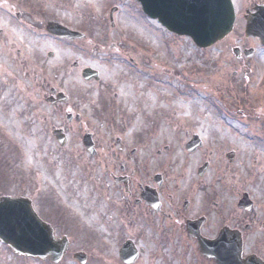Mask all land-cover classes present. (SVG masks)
Instances as JSON below:
<instances>
[{
    "label": "rangeland",
    "instance_id": "374dc122",
    "mask_svg": "<svg viewBox=\"0 0 264 264\" xmlns=\"http://www.w3.org/2000/svg\"><path fill=\"white\" fill-rule=\"evenodd\" d=\"M235 2L239 18L234 32L201 52L191 39L174 41L157 21L137 19L135 0H0V127L17 142L14 149L8 145V133L0 137V195L29 196L56 236L69 238L58 264H80L73 257L76 251L88 255L86 264H122L119 248L128 238L145 250L137 264H175L150 233L103 227L110 217L95 212V160L90 157L86 163L81 154L88 132L100 146L114 148L111 151L137 147L135 161L153 147L169 146L161 158L150 153L149 163L178 167L183 178H197L201 162L211 161L218 164L213 178L238 179L237 191H249L259 204L264 201V48L256 46L252 59L239 61L231 48L233 40L252 44L244 35L243 14L264 0ZM114 6L118 11L112 26L109 13ZM48 21L83 31L87 38L62 43L47 33ZM118 39L127 41L110 46ZM49 51H55L53 58ZM99 55L106 61L92 59ZM116 59L126 62L111 68L108 63ZM75 60L82 66L101 64L105 86L85 84L81 72L72 68ZM51 84L69 92L72 102L56 109L31 105L39 91L50 93ZM37 109L38 119L48 120L44 125L34 124ZM64 112L80 113L82 120L70 127L69 146L77 152L64 154L63 168L59 146L47 133ZM182 112L192 120L182 121ZM193 135L200 136L203 145L191 153L185 146ZM231 151L237 152L233 162L227 158ZM82 179H91L92 185L77 189ZM229 192H236L233 184ZM1 244L0 264H51L49 257H15Z\"/></svg>",
    "mask_w": 264,
    "mask_h": 264
},
{
    "label": "flooded vegetation",
    "instance_id": "af4514ba",
    "mask_svg": "<svg viewBox=\"0 0 264 264\" xmlns=\"http://www.w3.org/2000/svg\"><path fill=\"white\" fill-rule=\"evenodd\" d=\"M62 125L63 130H70V122L63 119ZM93 138L96 154L88 156L85 148L81 153L86 155V163L95 160L92 180L96 211L112 219V229L138 228L150 233L175 264H217L214 256L200 248L196 235L215 239L228 228L241 236V261L264 264V204L253 195L256 211H246L238 207L242 193L230 195L229 185L218 179H184L178 176L177 167L150 164L149 152L140 161H128V150L122 155L111 151L114 148L109 145L100 146ZM61 151L64 162V139ZM129 153L136 157L137 149Z\"/></svg>",
    "mask_w": 264,
    "mask_h": 264
},
{
    "label": "water",
    "instance_id": "95a60500",
    "mask_svg": "<svg viewBox=\"0 0 264 264\" xmlns=\"http://www.w3.org/2000/svg\"><path fill=\"white\" fill-rule=\"evenodd\" d=\"M142 1L147 4V6L145 4V10L151 16L158 17L172 31L186 32L188 31V24H190V28L193 29L194 33L188 32L195 37L196 42L202 45L216 42L232 29L233 22L231 20H233L234 10L231 0ZM205 12L215 14L220 20L218 27L210 34H205L196 24L197 19ZM49 28L58 35L69 37L72 33L65 27L54 23H51ZM247 33L259 36L264 43V6L258 7V12L249 17ZM245 206L248 207L246 200ZM0 238L11 244L19 252L38 255L54 253L56 259L62 254V250H58V245L54 242L51 228L40 221L30 202L24 199L1 198ZM221 241L220 239L219 242ZM228 243L231 244V241L228 240ZM232 248L233 246L228 251ZM134 252L135 249L130 242L126 243L121 250L123 259L128 262L134 258ZM233 256L236 257L235 253Z\"/></svg>",
    "mask_w": 264,
    "mask_h": 264
},
{
    "label": "snow or ice",
    "instance_id": "6c2138e0",
    "mask_svg": "<svg viewBox=\"0 0 264 264\" xmlns=\"http://www.w3.org/2000/svg\"><path fill=\"white\" fill-rule=\"evenodd\" d=\"M220 20L218 17L211 13H203L196 21L197 26L202 29L205 34H210L216 27H218Z\"/></svg>",
    "mask_w": 264,
    "mask_h": 264
},
{
    "label": "bare ground",
    "instance_id": "6f19581e",
    "mask_svg": "<svg viewBox=\"0 0 264 264\" xmlns=\"http://www.w3.org/2000/svg\"><path fill=\"white\" fill-rule=\"evenodd\" d=\"M181 118L187 120V119H189V116L185 114V115L181 116ZM10 139L12 140L13 144H15V138L12 139V137H11Z\"/></svg>",
    "mask_w": 264,
    "mask_h": 264
}]
</instances>
